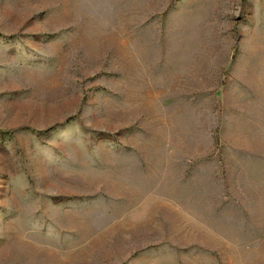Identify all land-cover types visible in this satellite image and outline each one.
I'll list each match as a JSON object with an SVG mask.
<instances>
[{
	"label": "rangeland",
	"instance_id": "1",
	"mask_svg": "<svg viewBox=\"0 0 264 264\" xmlns=\"http://www.w3.org/2000/svg\"><path fill=\"white\" fill-rule=\"evenodd\" d=\"M0 264H264V0H0Z\"/></svg>",
	"mask_w": 264,
	"mask_h": 264
}]
</instances>
